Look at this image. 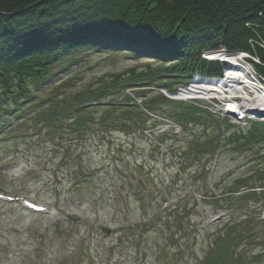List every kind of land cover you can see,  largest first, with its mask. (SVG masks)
Here are the masks:
<instances>
[{"label": "rangeland", "instance_id": "1", "mask_svg": "<svg viewBox=\"0 0 264 264\" xmlns=\"http://www.w3.org/2000/svg\"><path fill=\"white\" fill-rule=\"evenodd\" d=\"M76 61L66 63L65 70L39 88L37 105L26 109L23 118L14 116L13 129L0 133V193L14 198H0V264H200L215 236L213 230H217L212 227L219 217L226 223L232 210L210 205L205 191L211 189L221 197L220 192L239 186V180L253 173L256 165L251 153L232 154L226 143L220 158L213 160L175 157L181 146L198 142L200 136L217 140L219 128L227 131L226 120L245 127L244 122H235L237 117L221 111V117L206 121L200 129L158 115L151 132L132 137L116 129L104 137L91 131L83 143L69 147L67 141L53 138L54 133L49 135V127L37 124L33 113L40 104L51 93L58 95L57 91L65 90L74 98L106 84L117 87L121 80L117 76H128L132 69L140 70L147 63V59L107 49L80 52ZM118 88H112L109 96L118 90H122L119 97L123 93L133 96L139 90ZM154 90L149 96L158 88ZM143 100L138 98L139 103ZM247 116L264 120L263 114ZM164 129L179 134L178 141L156 139ZM80 150L86 151L82 164L75 161ZM208 163L213 171L205 178ZM77 168H81L79 178ZM25 200L46 210L35 213L26 209ZM187 205H191L187 210L191 217L185 236L176 232L181 228L177 214ZM261 208L264 217V206ZM167 233L175 245L171 238L166 239ZM256 233L259 238L264 236V227L259 226ZM240 243L239 252L247 253L248 246H255L246 237ZM255 247L251 249L254 255L262 246Z\"/></svg>", "mask_w": 264, "mask_h": 264}, {"label": "trees", "instance_id": "2", "mask_svg": "<svg viewBox=\"0 0 264 264\" xmlns=\"http://www.w3.org/2000/svg\"><path fill=\"white\" fill-rule=\"evenodd\" d=\"M0 11L6 12L0 13V133L13 127L14 116L37 105L39 88L55 76L58 67L64 69L66 63L77 60L80 52L107 49L148 61L145 68L117 76L121 80L117 87L112 86L125 89L121 86L124 82L126 87L139 89L132 92L133 96L123 93L119 97L122 90L109 96L113 92L106 84L74 98L65 90L58 91L59 95L40 104L33 113L37 124L49 127L48 134L67 141L69 147L83 143L91 131L104 137L116 129L132 137L147 129L153 131L156 122L141 111V106L152 111L171 100L159 90L149 96L150 91H173L175 84L187 83L195 74L223 75L225 64L202 57L204 50L224 47L230 52L248 51L258 58L259 62L252 63L264 76V0H0ZM138 98H144L142 104H138ZM92 101L105 104L82 106ZM181 108L179 112H161L180 125L200 129L215 118L199 107ZM150 122L153 124L149 127ZM224 135L227 137L222 139L219 128L217 140L200 136L198 142L181 146L175 157L184 161L187 156L193 161L207 159L224 142L232 154L251 153L256 165L253 173L239 180V186L220 192L221 197L211 189L205 191L215 207L232 210L226 223L219 221L212 227L217 230H213L215 236L200 264H260L264 261V236L259 238L256 232L259 226L264 227V121L249 120L244 130L230 125ZM179 137L167 131L156 139L166 143L177 142ZM85 153L80 150L75 161L82 164ZM80 171L77 168V178ZM251 199L254 204L249 203ZM190 207L182 206L177 214L181 228L176 232L185 236L190 227ZM243 237L262 246L261 251L254 255L251 249L255 246H248L247 253L239 252ZM170 238L175 245V239L167 233L166 239Z\"/></svg>", "mask_w": 264, "mask_h": 264}, {"label": "bare ground", "instance_id": "3", "mask_svg": "<svg viewBox=\"0 0 264 264\" xmlns=\"http://www.w3.org/2000/svg\"><path fill=\"white\" fill-rule=\"evenodd\" d=\"M222 50V49H221ZM224 53L223 51H216L213 52V55H225L222 54ZM211 54V53H210ZM233 74V73H232ZM236 75H242V73H237L235 72ZM231 76L226 75L225 77H223L222 79H218V80H214V79H209V80H201V81H197L195 83V85H192L191 89L188 90L187 92H184L187 96H191L194 95L196 93H202L199 90H204V92L208 95H218V96H222L219 94V89L223 90V87H228L229 93L230 95H237L239 97H242V101H229L227 103V107L230 111L234 112L237 111L238 114L243 115L245 113V110L242 106H246L249 108H257L262 110L264 109V93L260 92V91H255L253 92V94H249L250 93V89L249 88H244L242 85V82H237L236 80H234L233 78H230ZM235 77V76H234ZM229 83H231V85H229ZM235 83V84H233ZM237 89H240L242 91H238ZM238 92V93H237ZM237 93V94H235Z\"/></svg>", "mask_w": 264, "mask_h": 264}, {"label": "water", "instance_id": "4", "mask_svg": "<svg viewBox=\"0 0 264 264\" xmlns=\"http://www.w3.org/2000/svg\"><path fill=\"white\" fill-rule=\"evenodd\" d=\"M0 13H6V12H4V11H0Z\"/></svg>", "mask_w": 264, "mask_h": 264}]
</instances>
